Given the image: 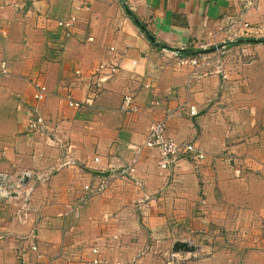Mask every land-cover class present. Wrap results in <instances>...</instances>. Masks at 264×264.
Segmentation results:
<instances>
[{"label":"crops","instance_id":"0c3cea01","mask_svg":"<svg viewBox=\"0 0 264 264\" xmlns=\"http://www.w3.org/2000/svg\"><path fill=\"white\" fill-rule=\"evenodd\" d=\"M243 2L0 0V172L33 175L28 202L0 197V264H85L95 243L111 263L148 264L145 239L172 253L177 241L219 232L240 240L228 264H264V43L233 44L264 38V0ZM200 54L210 63L180 64ZM127 94L136 112L120 110ZM28 116L47 130H29ZM162 120L169 138L203 151L200 166L164 170L142 147ZM127 165L143 186L113 176ZM96 170L109 188L86 195L103 178Z\"/></svg>","mask_w":264,"mask_h":264},{"label":"built area","instance_id":"2783aa9c","mask_svg":"<svg viewBox=\"0 0 264 264\" xmlns=\"http://www.w3.org/2000/svg\"><path fill=\"white\" fill-rule=\"evenodd\" d=\"M259 1L260 0H244L243 6L247 10L253 7L255 4H257ZM62 27L64 28L65 35L70 36L71 33L70 24H64ZM244 27L247 28V25L244 24ZM224 49H225V44L220 47H216L214 51H216V53L219 54V53H223ZM209 60L210 59L207 58L206 55L200 54L197 57L182 59L180 60V64H189L196 67L210 63L208 62ZM223 66L224 64L222 61L221 62L216 61V63L214 64L215 67L214 69H215V73L220 75L222 80L226 82L227 75L225 73ZM113 71H115V68L114 70H112V73H114ZM0 72L2 74L7 73L5 63L1 64ZM46 96H47L46 87L40 83H35L33 99L36 102H43L46 99ZM68 105L70 107L79 108L81 107L82 103L69 100ZM120 110L126 114L137 111V107L134 106L133 103L132 95L127 94L123 97L120 105ZM189 114L190 116L195 117L197 116L198 112L193 107H190ZM169 116L170 114H167L166 118H168ZM27 127L32 132L47 130L45 120L39 116L35 118L32 116H28ZM142 147L153 149L158 152L160 159L159 167L164 170L173 169L177 167L181 162H187L193 165L195 168H197L202 164L204 160L203 151L196 148L193 143L185 142L179 144L166 135L165 120L152 122L149 125ZM93 161L95 163H98L99 159L95 158ZM67 165H73V163L70 160H66L63 166H67ZM95 173H99V171L96 170ZM113 173H114L113 174L114 177L123 180H131L134 181L136 185L143 186L141 182L134 180L133 175L135 173V168L131 165H127L124 166L123 168H119ZM32 176L33 175L27 171L22 172L20 174L0 172V197L20 200L23 203L28 202L30 197L32 196V191H33L32 185L31 186L29 185ZM38 177H40V179L38 180H45L48 179V174L46 176L42 174V176H38ZM108 188H109V181L108 179H106V177H103L95 189H92L89 186H85L84 191L86 195L88 194L96 195L104 192ZM24 242H25L24 239H19V244L22 246L21 249L25 248V247L23 248ZM27 248H29V250L34 252L37 251V245L33 242H30ZM90 251L93 254V257L90 260H88L85 264H119V263H111L110 261L102 258L99 255V250L97 247H93Z\"/></svg>","mask_w":264,"mask_h":264},{"label":"rangeland","instance_id":"374dc122","mask_svg":"<svg viewBox=\"0 0 264 264\" xmlns=\"http://www.w3.org/2000/svg\"><path fill=\"white\" fill-rule=\"evenodd\" d=\"M232 235H227L224 232L214 235L198 234L191 240H187V243L196 248V251L191 254L170 253V244H164L161 241L152 240V238L145 239L143 246L153 249L152 261L148 264H208L207 259L212 257L214 258L213 264H228L232 252L238 251V242H240ZM134 242H137V239ZM96 245L98 244L95 243L92 248Z\"/></svg>","mask_w":264,"mask_h":264},{"label":"trees","instance_id":"16d2710c","mask_svg":"<svg viewBox=\"0 0 264 264\" xmlns=\"http://www.w3.org/2000/svg\"><path fill=\"white\" fill-rule=\"evenodd\" d=\"M124 11L134 21V23L141 29V31L144 32V34L148 37V39H150V41H152V43H155L152 36L150 35V33L147 32V30L145 29V26L143 24H141L134 17V15L130 12V10L127 8V6H124ZM243 43H249V44L264 43V38H262V39H252V38L240 39V40H237L236 42H234L233 44H243ZM162 49L171 50L170 48H167L165 46H163ZM178 53L181 55H187V56H194L196 54V52H194V51H192V52L191 51H178ZM202 53H205V51H202Z\"/></svg>","mask_w":264,"mask_h":264},{"label":"water","instance_id":"95a60500","mask_svg":"<svg viewBox=\"0 0 264 264\" xmlns=\"http://www.w3.org/2000/svg\"><path fill=\"white\" fill-rule=\"evenodd\" d=\"M99 176L101 177H105V174L102 173H97ZM196 251V248L192 245H190L187 242H181V241H177L173 244L172 247V253L173 254H191L194 253Z\"/></svg>","mask_w":264,"mask_h":264}]
</instances>
